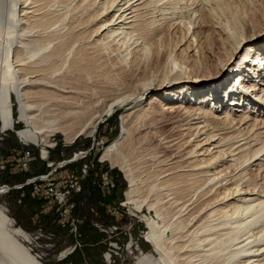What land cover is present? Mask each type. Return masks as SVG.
Instances as JSON below:
<instances>
[{
	"label": "bare ground",
	"instance_id": "1",
	"mask_svg": "<svg viewBox=\"0 0 264 264\" xmlns=\"http://www.w3.org/2000/svg\"><path fill=\"white\" fill-rule=\"evenodd\" d=\"M214 3L215 0H0L2 131L14 130L16 124L24 123L26 130L18 132L23 142L48 146L49 130L35 128L39 115L29 102L33 90L50 96L55 101L53 107L78 110L74 100L83 94L82 86L71 82L72 76L77 80L87 68L109 76L129 64L137 69L141 64L151 68L153 62L151 69L158 75L142 82L143 99L138 98V104L134 100L129 116L146 112L152 116L153 105L164 113L186 117V127L176 124L175 129H181L182 137L188 139L186 145L192 146L185 155L189 167L177 170L182 160L172 156L170 163H164V176L147 187V196L139 194L137 176L117 159L128 135L125 123L120 137L102 155L101 160L124 171L129 183L127 201L139 211L146 205L158 218L156 221L144 216L150 228L146 238L153 246L152 252L140 257L143 252H134L132 238L126 242L129 253L134 255L133 263L140 259L137 264H264V29L252 39L246 36L250 27L239 24L236 14L237 19L231 13L225 22H216ZM179 28H184L182 42L187 46L175 55L181 38L173 49L163 34H173ZM203 28L225 34L230 50L224 59H217L219 66L214 72L191 76L189 72L194 71L187 62L192 56L187 52L194 44H201L199 30ZM114 55L109 68L107 58ZM86 73L89 78L93 74ZM152 94L147 100L149 105L143 107ZM124 102L128 100L112 101L101 117L91 118L93 126L88 134L94 135L104 118ZM220 108L223 113H219ZM211 122L219 124L217 130L210 128ZM168 138L163 139L164 146L175 153L183 139ZM91 152L92 149L79 151L78 162ZM48 153L43 149V156ZM88 171L86 163L79 174L80 194ZM252 174L262 177L255 181ZM102 179L108 191L114 188L109 171ZM188 180L189 189L183 184ZM94 226L109 241L101 253L102 264H122L121 226L100 221ZM32 235L37 246L36 234ZM29 242L30 237L0 209V264H42L26 245ZM69 252L62 251L56 260L66 259ZM38 256L42 260L43 255Z\"/></svg>",
	"mask_w": 264,
	"mask_h": 264
},
{
	"label": "rangeland",
	"instance_id": "2",
	"mask_svg": "<svg viewBox=\"0 0 264 264\" xmlns=\"http://www.w3.org/2000/svg\"><path fill=\"white\" fill-rule=\"evenodd\" d=\"M219 3L215 0L213 5L214 10H216L214 14H219H215L216 18H214L217 20L216 22H225V18H228L232 13L235 18L237 16L239 17L238 19L236 18L237 21L239 20V24L243 27H250L246 36H253L252 39H255L261 34L264 29V0H222ZM219 7L224 8L222 9L223 12L219 11ZM228 9L229 13L226 12ZM236 10L238 13H236ZM224 14H228V16L225 17ZM216 15L222 17L218 18ZM242 26L241 29H243ZM182 29H176L177 31L175 33L173 31V34L171 33L172 31L170 33L164 32V39L170 43L171 48L174 49L176 47L180 38L182 42V37L185 32L184 28ZM201 30H199L200 33L198 32L199 35H203L202 37L199 36L201 44H194L187 52L188 55L192 56L190 61L187 62L188 68H190L189 65H192L194 71V73L188 71L191 76L206 75L208 74V70L214 72L216 67L219 66V64L216 65L217 59H224L230 50V42L225 34L211 32L214 34L212 35L210 31H204V28L202 30L203 32ZM191 34L192 29L189 37ZM206 36L207 39L205 40ZM185 43L184 41L177 45L178 47H176L174 52L175 55H178V53L179 55L181 54L182 49L184 50L187 46ZM115 58V55L114 57L107 58L109 68H111ZM150 65L151 68L154 67V62ZM159 66L161 67V65ZM151 68H145V65L141 64L137 69L136 66L129 64V66L123 69L118 68V72L111 73L109 76L108 74H100L99 71L98 74L95 68L89 70L87 68V71L79 72L87 80L80 78V75H78L80 79L76 78L77 80H75L72 76L71 82H78L83 87H80L83 94L74 100L80 107L78 110L53 107L55 101L50 96L45 95L39 89L33 90V93L29 95V102L35 105L34 110L36 111L34 113L39 115L35 128L49 130L50 133L47 134L49 135L47 140L50 142L51 145H49L51 147L54 146L55 140L58 143L55 148L51 149L52 155L49 160H42L40 156V151L42 152L43 149H47L49 152V145H43V143L39 145L24 144L18 136L19 131L26 130L24 123L16 124L14 130L6 132L2 131L0 123V209L9 216L15 227L21 228L29 234L31 240L26 245L30 246L32 254L42 264H86V261L90 264H102L101 253L108 248L109 241L105 233L95 228L94 222L96 221L103 222L107 225L109 223H117L119 227L121 226L120 231L124 238L122 245H120V251L123 255L119 257V263L137 264L140 260L136 261V263L132 262L134 255H131L127 248L126 242L128 239L132 238L134 252L136 251L138 254L140 251L143 252L140 257L152 252L153 246L146 238V235L150 231L146 219H155L158 221L156 213L151 211L146 205L139 211L134 204L129 203L125 195L129 189V183L124 171H122L120 166H113L107 161L101 160L106 149L120 137L123 123H125L128 127V135L119 149L121 157L118 155L117 157L119 158L117 159L123 162L132 171L134 176H137L140 189L139 194L143 192L141 194L147 196L145 192L147 187L151 184L158 183L161 175L163 174L164 176L163 172L165 170H162L166 169L164 163H170L169 161L175 158V155L179 160H182L177 170H185L189 167L187 164L188 160H185L188 156L185 155L190 152L192 146L186 145L188 139L187 137H182L181 129H175L178 125L184 128L186 127V117L176 113H164L161 109H155L153 105L152 107L154 108L151 110L152 116H150V112H146L147 114L142 113V116H129L131 108L135 105L134 100L138 104L141 98L143 99V96H141L142 82L158 75ZM88 71L90 74L93 73L90 76L91 79L87 76L86 72ZM94 73L98 75L95 76ZM232 76L230 75V78ZM79 82H82L83 85ZM239 90L244 91L240 87ZM232 95L233 92L228 95V100L231 99ZM153 96L154 94L147 98L144 97L146 99L143 102V107L149 105L147 100ZM124 98L128 102H124L111 116L105 117L98 125L95 134L90 136L88 133L93 126V124H90V119L101 117L104 114L106 106L112 101H122ZM138 98L140 100L137 101ZM194 103H196V100H194ZM14 106L16 110L18 105L15 97ZM222 111L224 112V109L220 108L219 113H223ZM126 116H129V118ZM211 124L212 126L210 125V128L213 127L217 130L219 124L216 122H211ZM77 134H80V136L74 142L70 141V138ZM165 137L183 139L179 149H176L175 153L165 148V141L163 140ZM102 142H104V145H102ZM93 144L94 148H92ZM89 149H92L91 155L72 165L73 170H78V175L86 163L89 164V171L87 177L82 182V193L76 196L77 204L72 209L73 220L67 225V228H64L55 221L59 215V212H57L58 206L53 207L51 202L34 198L31 195L30 186H27L24 190H20L17 189V185L25 183L27 179L37 174L46 173L50 169L48 166L49 162L69 158L75 152L78 153L79 151ZM28 152L32 156H35V159L29 167L25 168L23 160ZM203 158L205 157H197L196 159L202 160ZM107 171L110 172L112 181L115 183L114 188L109 191L103 185L102 179L103 174ZM230 171L232 172L233 170L231 169ZM252 175V179L255 181H258L262 177L261 175L260 178L255 174ZM189 182L191 183L190 180L183 183L188 189L191 185ZM5 185L17 187L10 191H5ZM23 192H25V195ZM123 203H125V206H123ZM47 209H50L48 213L45 211ZM168 215L171 216L170 213ZM144 216H146V219ZM74 225L77 226L78 234H80L79 237L73 231ZM37 226H43L55 234L54 242L56 245L50 251L39 246H34L36 244L31 232ZM77 237L79 240H77ZM77 241L81 243V246L74 253L62 261L56 260V257L62 250L75 244ZM41 243L48 245L51 241L43 239ZM42 252L45 255L40 260L38 255H41Z\"/></svg>",
	"mask_w": 264,
	"mask_h": 264
},
{
	"label": "built area",
	"instance_id": "3",
	"mask_svg": "<svg viewBox=\"0 0 264 264\" xmlns=\"http://www.w3.org/2000/svg\"><path fill=\"white\" fill-rule=\"evenodd\" d=\"M53 140H55V138H53ZM23 143L30 145L26 142ZM56 145H58L57 140H55L54 146L49 148L47 157L43 156L42 152L40 151L41 159L49 160L50 156L52 155L51 149L55 148ZM34 159L35 156H32V154L28 152L23 160L24 167H29ZM75 163H78L77 152H75L72 157L63 158L59 161L49 162L48 166L50 167V169L46 173L37 174L32 178L27 179L25 183L17 185L18 187L14 186L20 190H24L27 186H30L31 195L34 198L51 202L53 207L58 206L57 212H59V215L56 217L54 212L53 214L56 217L55 221L64 228H67V225H69V223L73 220L72 209L77 204L76 196L80 194L78 170L72 169V165ZM4 187H6L5 191H10L14 188L8 185H5ZM24 193L25 192H23V194ZM45 211L46 213H48L50 209H47ZM73 231L75 232L76 236H80V234H78L76 225H74ZM31 233L36 234V243L40 248L50 251L53 247H55V234L45 229L43 226H37ZM43 239H48L51 241V243L48 245H44L43 243H41ZM77 240H79V238ZM79 246H81V243L77 241L75 244L66 247L64 250L69 249L70 252L66 254L64 258L74 253ZM61 252L59 254H61ZM41 254L43 256L45 255L44 252H42Z\"/></svg>",
	"mask_w": 264,
	"mask_h": 264
},
{
	"label": "crops",
	"instance_id": "4",
	"mask_svg": "<svg viewBox=\"0 0 264 264\" xmlns=\"http://www.w3.org/2000/svg\"><path fill=\"white\" fill-rule=\"evenodd\" d=\"M21 229V228H20ZM26 233V232H25ZM27 234V233H26ZM28 236H29V234H27ZM30 237V236H29ZM30 240H31V238H30ZM32 253V252H31ZM37 259V258H36ZM38 260V259H37ZM39 261V260H38Z\"/></svg>",
	"mask_w": 264,
	"mask_h": 264
}]
</instances>
